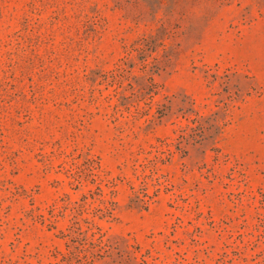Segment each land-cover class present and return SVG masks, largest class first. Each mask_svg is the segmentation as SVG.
Instances as JSON below:
<instances>
[{"label": "rangeland", "instance_id": "obj_1", "mask_svg": "<svg viewBox=\"0 0 264 264\" xmlns=\"http://www.w3.org/2000/svg\"><path fill=\"white\" fill-rule=\"evenodd\" d=\"M0 264H264V0H0Z\"/></svg>", "mask_w": 264, "mask_h": 264}, {"label": "trees", "instance_id": "obj_2", "mask_svg": "<svg viewBox=\"0 0 264 264\" xmlns=\"http://www.w3.org/2000/svg\"><path fill=\"white\" fill-rule=\"evenodd\" d=\"M150 80H151V91H152L154 88V83H153L152 78H150ZM144 197H149V199H151V196H148L147 194H144L143 197H140L139 193H135L133 201L136 203H142V205H145L146 203H148L149 200H145ZM111 215H112L111 208L105 204L103 207H98L93 211V216L98 217L99 219L110 218ZM93 219L84 218L85 222L87 223V229L84 231H81V228L77 227L76 230L79 231L78 235L80 236L82 245L84 246L91 245L93 247H100L102 249L106 246L104 245L103 239H102L104 235L101 232V228L95 223Z\"/></svg>", "mask_w": 264, "mask_h": 264}]
</instances>
